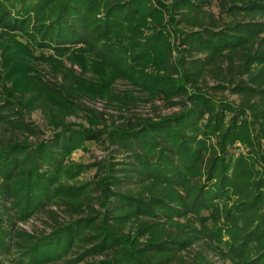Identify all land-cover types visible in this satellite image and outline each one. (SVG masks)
Instances as JSON below:
<instances>
[{"label": "trees", "instance_id": "obj_1", "mask_svg": "<svg viewBox=\"0 0 264 264\" xmlns=\"http://www.w3.org/2000/svg\"><path fill=\"white\" fill-rule=\"evenodd\" d=\"M0 264H264V0H0Z\"/></svg>", "mask_w": 264, "mask_h": 264}, {"label": "rangeland", "instance_id": "obj_2", "mask_svg": "<svg viewBox=\"0 0 264 264\" xmlns=\"http://www.w3.org/2000/svg\"><path fill=\"white\" fill-rule=\"evenodd\" d=\"M211 10H213L217 15L220 14V7L217 2L211 6ZM62 60L63 62H65V64L68 67L72 66L71 62H69V60H67L66 58H62ZM40 65H41L40 67H44V68L47 67L44 64H40ZM74 68L78 72L81 71L78 65H74ZM116 87L118 90H125V91L131 88L128 83L121 80L117 81ZM224 96H227L229 100H235V101L239 100L237 95L231 94L229 91H226ZM86 103L91 107L97 109L98 111H104L105 113H107L106 115H108V117L111 114L114 115L116 121H120L119 115L121 113L118 108L106 106L105 102L101 100H86ZM176 111H178V107H170L162 99L152 101V99L143 96V98H141L140 101H138L135 106L131 107L130 114L135 113L143 117L158 118L159 116L173 114ZM27 117L29 120L39 125L42 129L46 130V134L43 137L49 136L51 134V130L47 128L46 120L40 111H34L31 114H29ZM109 119L111 118L109 117ZM79 120L82 121L83 119L79 118ZM109 153L110 150L108 148H105L104 145L94 142L88 144V150H83V149L76 150L72 154V159L73 161L78 163L88 164L96 160H101V159H105L106 157H109ZM94 174H95V170L93 169L84 173L82 178L93 179ZM21 225L26 229H28L29 231L34 230L38 232L43 231L45 227L44 220H42V218L40 217H35L31 219L28 223H24ZM211 255L213 260L219 262L218 257L214 253H212Z\"/></svg>", "mask_w": 264, "mask_h": 264}]
</instances>
